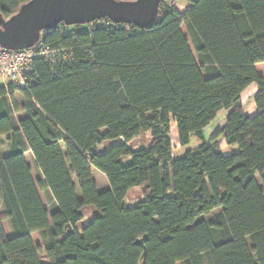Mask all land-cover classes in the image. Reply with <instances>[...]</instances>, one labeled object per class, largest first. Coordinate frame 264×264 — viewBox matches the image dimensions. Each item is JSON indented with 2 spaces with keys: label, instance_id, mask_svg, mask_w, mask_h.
<instances>
[{
  "label": "trees",
  "instance_id": "obj_1",
  "mask_svg": "<svg viewBox=\"0 0 264 264\" xmlns=\"http://www.w3.org/2000/svg\"><path fill=\"white\" fill-rule=\"evenodd\" d=\"M28 1L0 0V12ZM169 1L146 29L102 19L44 31L50 53L28 87L0 84V264H44L33 233L49 264H264V0H196L182 14ZM253 83L250 117L241 95ZM143 133L149 144L134 148ZM135 189L143 197L129 205Z\"/></svg>",
  "mask_w": 264,
  "mask_h": 264
},
{
  "label": "water",
  "instance_id": "obj_2",
  "mask_svg": "<svg viewBox=\"0 0 264 264\" xmlns=\"http://www.w3.org/2000/svg\"><path fill=\"white\" fill-rule=\"evenodd\" d=\"M162 0H30L9 18L0 12V46L7 50H27L42 33L60 24L87 25L108 19L114 24L146 29L159 16ZM143 245V240L136 242Z\"/></svg>",
  "mask_w": 264,
  "mask_h": 264
},
{
  "label": "crops",
  "instance_id": "obj_3",
  "mask_svg": "<svg viewBox=\"0 0 264 264\" xmlns=\"http://www.w3.org/2000/svg\"><path fill=\"white\" fill-rule=\"evenodd\" d=\"M193 1H196V0H175V2L177 4L176 10L178 12H180L181 14L185 13L192 6ZM183 29H184L185 34L187 35L186 28L184 27ZM256 69H257V72L261 76L264 77V63H258L256 65ZM258 92H259V86L256 83H253L250 86H248L243 91V93L241 95V100H242V104L244 105L245 112L250 117L256 116L259 112L258 108L256 106V98H257ZM218 117L221 118V121L219 123H217ZM225 123H226V112H225V110H222L221 112H219L216 119L204 130V135H205L207 141H211L213 139V137L215 136V134L220 129H222L224 127ZM218 141L221 142L222 148H224L225 146L228 147L227 143L222 138H219ZM0 142L3 144V147H2L3 155H5V156L8 155L9 154V147L5 142L4 136L0 137ZM229 151H228V154L230 153ZM26 158H27L29 165L32 167V170H33L32 174H33L34 179H35L34 173H36V176L38 178V172L35 169V165H34L35 162H34L33 158L31 157V154L27 153ZM106 189H108V188L105 187L104 190H106ZM0 214L3 215L1 200H0ZM3 227L5 229V233H6L7 237H11L12 236V229H11V225H10L9 220L3 221ZM32 237H33V240L37 246L42 245V241H41V237H40L39 233H33ZM37 239H40V242L37 243ZM48 262H49V260H48ZM43 263L49 264L46 261H44Z\"/></svg>",
  "mask_w": 264,
  "mask_h": 264
},
{
  "label": "rangeland",
  "instance_id": "obj_4",
  "mask_svg": "<svg viewBox=\"0 0 264 264\" xmlns=\"http://www.w3.org/2000/svg\"><path fill=\"white\" fill-rule=\"evenodd\" d=\"M176 6H177V4H176L175 0H173V7L176 8ZM16 99H17V101H18V103L20 105H22L24 103V98L22 97V95L20 93L16 94ZM17 115L18 116H23V115H25V113L24 112H20ZM217 121H218L217 123H219L221 121V118L218 117ZM171 138H172L173 148L175 150L174 153L176 155H180L181 152L183 151V149H182V147H181V145L179 143V140H178V131H177L176 124L173 123V122L171 124ZM150 140H151L150 135L148 133H143L139 137H137L133 141H131L130 144L134 148L138 149V148H140L142 146H147L149 144ZM123 142H124V140H119L118 142H115V143H106L105 145L101 146L100 149L101 150H107L112 144H120V143H123ZM197 146H198V140L196 138H193L191 140V143L188 145L187 149H194ZM227 149H228L227 146H225L223 148V150L228 152L229 149L228 150ZM34 176H35V180H37L36 173H34ZM93 177H94V179H95L100 191L104 190L105 187H107V188L110 187L108 179L99 170L94 169ZM258 179H259L260 184H262V181L260 180V178H258ZM142 191H143L142 189L132 190L130 192V194H129V200L130 201H128V204L131 205L132 202H135V201H138V200L142 199V197H143ZM41 195H42L43 202L48 207L47 198L44 196L43 193ZM221 210L222 209H217L215 211H212L209 215L200 216L197 219V222L201 221V220L209 219L210 217L218 214ZM93 212L94 211H93L92 208H87L85 210V219L83 221V224L87 223L90 220V217L93 214ZM38 242H40V239H37V243ZM39 257H40V260L42 262L46 261L47 263H49L48 259L46 258V255H45L43 245L40 246Z\"/></svg>",
  "mask_w": 264,
  "mask_h": 264
},
{
  "label": "built area",
  "instance_id": "obj_5",
  "mask_svg": "<svg viewBox=\"0 0 264 264\" xmlns=\"http://www.w3.org/2000/svg\"><path fill=\"white\" fill-rule=\"evenodd\" d=\"M169 4L173 7V0ZM49 53L40 41L27 50H7L0 46V84L14 83L27 88L29 77L33 73L34 60L47 57Z\"/></svg>",
  "mask_w": 264,
  "mask_h": 264
}]
</instances>
